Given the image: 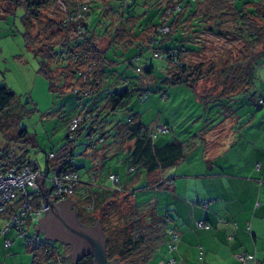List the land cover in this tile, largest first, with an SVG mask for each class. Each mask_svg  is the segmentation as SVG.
I'll list each match as a JSON object with an SVG mask.
<instances>
[{"label": "trees", "instance_id": "trees-1", "mask_svg": "<svg viewBox=\"0 0 264 264\" xmlns=\"http://www.w3.org/2000/svg\"><path fill=\"white\" fill-rule=\"evenodd\" d=\"M99 1L101 3L96 4L98 7H94L92 0H4L6 9L4 8L0 17L15 13L18 8L22 9L25 46L38 58V72L48 80L50 91L58 90L69 96L74 94L76 100L74 113L66 122V142L47 155L45 170H48V177L65 172L77 174L78 181L71 198L76 203L78 218L86 226H95L100 222L106 236V255L109 261L116 260L120 264H154L158 250L163 245L167 248L169 231L178 232L170 224V211L158 214L154 204L137 203L134 199L136 191L129 192L120 179L117 184L119 191L113 187L102 192L86 189L81 191V200L74 197L79 195L78 188L83 187L75 167L74 155L75 143L81 136L87 138L88 144L87 149L80 153L85 154L88 149H111L113 153L110 156L117 158L120 155L119 162L126 166L127 174L136 171L153 176L151 186L156 189L163 188L168 183L169 187L172 183L171 178H159L157 173L174 166L184 156L183 147L177 139L157 144L150 137L156 126L149 129L141 121L138 111L129 113L124 121L108 124L105 116L127 110V100L133 91L123 86L116 87L118 75L124 77L123 73L116 70V66L126 59L120 62L111 59L107 54L109 51L106 52L97 45L95 37L98 35L91 31L103 20L105 23L101 26L105 29L102 35L108 30L109 42L119 43L123 36L127 37L121 51L127 50L126 45L131 46L133 40H141L145 35L149 41L146 44L144 39L147 47L155 56L165 59L167 68L162 77H157L150 63L137 66L135 75L128 76L134 79L133 84L140 101L143 102L147 93L152 92L150 87L156 80L165 82L168 86L196 89L199 82L215 75L219 93L214 95L207 91L199 92L200 100L206 108L210 107L207 106L209 103H215L217 107L230 109L237 97L254 88L258 77L257 67L264 63V3L255 2L247 10L243 0H201L198 4H194L196 0H165V4L163 0H118L121 9L119 12L113 8V0ZM89 9L98 11L91 24ZM154 9L156 15L148 16ZM185 11L193 13H184ZM181 16H186L184 19L189 18L191 21L188 27ZM143 17L147 20L141 24L139 20ZM154 19L155 22L149 23ZM38 22H44V25L41 31L33 35V28ZM163 27L168 31L161 32ZM204 33L217 38L229 36L238 45V57L226 58L218 69H215V62L205 65L204 61H191L188 58L190 54L203 51V47L194 48V35ZM170 40V46H161ZM141 44L144 45V42ZM134 57L135 60H140L138 54ZM15 97L6 85H0V174H6L10 168L25 166L40 169L27 154L28 145H37L35 135L29 134L25 128H19L17 116L11 111ZM253 98L256 107H264L259 104L260 100H264L262 95ZM76 117H81V121L73 138H70L68 125ZM162 125H166L171 131L169 125ZM50 154H53V158L49 160ZM45 170H41L43 174ZM110 175L117 174L109 173L108 180ZM46 185H50L47 180ZM147 187L148 185L138 189ZM24 192L32 197L30 204L33 208L41 207L43 196L39 188H26L17 193L14 202L9 203L0 215V219H4L2 226L9 217L19 213ZM120 197L123 200L121 203ZM127 198L132 199L131 204ZM126 203V209L121 207ZM22 218L26 219L25 216ZM37 222L38 220L28 222L22 234L11 228L4 237L7 238L11 230L25 236L27 250L32 252V264H53L57 258H60L62 264H71L59 246L41 238L36 231ZM30 229L35 230V236L26 235ZM31 241L34 242L33 245L29 243ZM79 264H92V257H84Z\"/></svg>", "mask_w": 264, "mask_h": 264}, {"label": "rangeland", "instance_id": "rangeland-1", "mask_svg": "<svg viewBox=\"0 0 264 264\" xmlns=\"http://www.w3.org/2000/svg\"><path fill=\"white\" fill-rule=\"evenodd\" d=\"M200 1L196 0L194 4H198ZM140 2H146V0H141ZM112 6L115 10L121 11L118 0H113ZM4 8L6 9L5 2L0 0V15L3 13ZM22 12V9L18 8L15 13H7L5 16L0 17V85H6L15 94L16 97L11 105V111L17 116L19 128H25L29 134H34L37 142L35 147L28 145L27 154L31 160L38 164L41 170H45L48 153L52 150L55 151L66 142L67 118L74 113L77 105L74 94L69 96L63 95L58 90H55V92L50 91L48 80L38 72V58L25 46V30L21 20ZM156 13L155 9L151 10L148 16H154ZM148 16L145 18H148ZM146 20L143 17L139 22L142 24ZM152 22H155V19L150 20L149 23ZM104 23L102 20L97 27H101ZM43 25L44 22L36 23L35 27L33 26V35L41 31ZM207 35L208 33H204L198 37L203 38V36L207 37ZM144 39L146 44H149L146 36L143 35L138 43L133 40L131 46L126 45L128 48H126L127 50L123 48L124 51H121L123 45L120 42H112L113 47L109 48V53L107 54L111 59L119 60L118 62L126 59L123 63L116 66V70L119 72L120 70L126 71V68H129L134 76L137 66H145L150 63L155 69L157 77L164 76L167 62L162 56H155L146 44L143 46L141 43L145 42ZM171 43L170 40L161 46H170ZM204 45L202 52L192 53L188 58L194 62L204 61L205 65L215 62V69H218L226 61V58L234 59L239 55L238 45L233 43L229 36L227 38L211 36L208 40H205ZM160 53L162 52L160 51ZM136 54L140 57L139 61L135 60L134 56ZM257 76L254 88L249 93L237 97L230 106L239 107V109L253 107L254 111H256L255 114L264 112V107L258 110L253 98L264 94V63L257 67ZM133 80L132 78H124L118 75L116 87L129 88L133 91V94L127 100V110H119L116 114L105 116L109 125L113 122L126 120L129 113L137 112L139 107H141L144 112L141 115L142 121L149 129L152 130L154 126L168 122L171 131L160 135H165L162 138L165 137L166 140L171 141L174 138L191 140L192 138L187 139L188 135L184 129L190 130V135L198 134L199 132L204 134L210 130L212 131L225 120L226 114L223 112V107H217L215 103H209L207 106L210 107L206 108V105L200 100L199 94L203 93L202 91H207L214 95L219 93L220 88L216 84L215 75L209 76L206 81L199 82L196 89L186 86H168L165 82L156 80L150 87L152 92L146 95L151 101L148 103H146L147 97L143 102L140 101ZM166 93L167 95L165 96ZM237 99L239 101H236ZM149 103H151V107L147 108L146 106ZM244 116L246 117L237 120L241 126L248 124L249 121L247 120L249 114ZM261 116H258L255 124L262 122ZM235 130L237 129L235 128ZM87 144L88 140L84 136H81L75 143V167L80 177L79 181L83 186L78 188V197L74 196L77 200H81V191L83 192V190L90 189L94 192H102L103 190L107 191V188H112V184L107 178L111 171L120 172L122 175L121 167L117 165L115 157L111 156L106 161H101L97 157L99 150L88 149L89 151L87 150L85 154L80 153L87 149ZM189 156L194 159L197 157V152L192 151ZM160 175L161 172L159 171L157 177ZM146 185H148L147 188L135 189L136 195L134 199L137 203L147 204L152 201L155 203V199L158 200L157 192L163 191L161 190L162 188L156 190L147 179L143 180L138 188ZM131 192H134V189ZM121 197L119 203L123 201ZM127 199L131 204L132 199ZM160 200L163 201L164 198L161 197ZM121 207L126 209L125 207H128V205L127 203L126 205L122 204ZM2 222L3 220L0 219V228ZM26 235L35 236L36 232L34 229H30ZM39 235L44 238V235ZM4 239V236H0V264H32V252L27 250L25 236H20L15 230H11L7 234V239L12 241V246L8 249L4 247ZM53 243L62 249L61 243ZM148 264L153 263L149 262Z\"/></svg>", "mask_w": 264, "mask_h": 264}, {"label": "crops", "instance_id": "crops-1", "mask_svg": "<svg viewBox=\"0 0 264 264\" xmlns=\"http://www.w3.org/2000/svg\"><path fill=\"white\" fill-rule=\"evenodd\" d=\"M93 1L94 5H91L94 7L101 3L99 0ZM257 1L243 0V3H246L244 6L249 10ZM163 2L165 4V0ZM260 2L264 3V0H259L258 3ZM203 10L205 12V9ZM97 12L89 9L90 24ZM185 17L181 16V19ZM184 21L188 27L191 21L189 18ZM104 29L102 26L96 27L91 33L98 35L95 37L97 45L108 51L113 44L109 42L108 30L102 35ZM210 37L207 35L199 38L195 34L194 48H204L205 40ZM126 38L123 36L120 42L122 45L125 44ZM126 69L120 70L124 78L132 75V71ZM148 102H151L149 97L146 103ZM146 107L150 108L151 103ZM238 109L239 107L224 108L225 120L212 131L190 135V130L184 129L188 135L187 139L192 138L191 140L174 138L183 147V159L174 166L160 171L161 178H171L172 183L169 187H167L169 183L164 186L161 189L163 191L157 192L156 204L154 201L150 203L156 206L158 214L170 211L172 218L170 224L179 232L180 240L172 254H169L163 245L155 262L160 257L167 256L173 257L181 264H239L237 256L240 254H254L256 261L252 264H260L264 259V112L255 114L253 107ZM138 113L142 121L141 115L144 112L141 107ZM245 114H249L247 117L249 121L248 124L241 126L237 120L245 118ZM260 115L262 122L255 124ZM162 124L169 125L167 121ZM162 136L165 135L159 134L155 139L159 145L169 142ZM192 151L197 152L194 159L189 156ZM112 153L111 149L109 151L103 149L97 154L98 160L102 161L104 158L107 160ZM117 158L114 159L117 165H120L122 175L120 172L111 173L119 176L120 182L129 192L133 189L136 191L135 189H138L145 179L153 183V176L145 172L135 171L127 174L126 166L119 162L120 155ZM161 197L164 198L163 201L160 200ZM204 202H208L207 207L202 206ZM2 220L4 222V219ZM197 221H204L209 228L196 227Z\"/></svg>", "mask_w": 264, "mask_h": 264}, {"label": "built area", "instance_id": "built-area-1", "mask_svg": "<svg viewBox=\"0 0 264 264\" xmlns=\"http://www.w3.org/2000/svg\"><path fill=\"white\" fill-rule=\"evenodd\" d=\"M168 29L163 27L161 32H167ZM260 105L264 106V100L259 101ZM83 116V115H82ZM81 121V117L73 118L68 125L69 137L73 138L74 132L79 126ZM169 133V128L166 125L158 124L155 127V130L150 133V137L154 140L159 134ZM102 141V140H101ZM53 154L48 156V159H52ZM43 172L37 168L34 169L32 166H25L21 168H10L6 174H0V215L3 214L7 205L17 197L18 192H23L26 188L35 189L38 187V183L36 180V176L42 177ZM48 177V176H47ZM49 185V198L53 200L54 203L60 202L61 200H65L67 198H71L74 195V187L77 184L78 176L74 172H65L60 175L54 174L48 178H46ZM109 180L112 184L113 188L117 187L119 182V177L117 175H110ZM24 199L23 203L19 209V213L15 214L6 221V223L0 228V236H5L9 229L14 228L21 234L26 229V225L28 222L32 223L34 221L39 220L45 214L44 211L48 209V204H44L42 201L41 207L36 209L33 208L30 204L32 197L23 193ZM203 207L208 206V202H204L202 204ZM23 216L26 217L22 218ZM196 227L198 228H206L209 226L205 224L203 221H197ZM180 240V235L178 232L174 230L169 231V241L167 243V252L172 254L177 249V244ZM31 245L34 244L33 241L29 242ZM12 245V241L10 239L5 238L4 247L10 248ZM239 264H252L256 261V257L254 254H240L237 256ZM42 264V263H39ZM53 264H62L60 258H57ZM154 264H181L177 263V261L173 257H160L157 262ZM260 264H264V259L260 261Z\"/></svg>", "mask_w": 264, "mask_h": 264}, {"label": "water", "instance_id": "water-1", "mask_svg": "<svg viewBox=\"0 0 264 264\" xmlns=\"http://www.w3.org/2000/svg\"><path fill=\"white\" fill-rule=\"evenodd\" d=\"M47 176V169L42 177L36 176L43 203L48 204V209L36 224V231L44 235L47 241L73 244L80 252L79 257H92V264H120L116 260L107 259L106 236L100 222L93 227L82 226L73 210L76 205L73 199L67 198L65 201L54 203L49 198L51 187L46 185ZM71 263L76 264L77 261Z\"/></svg>", "mask_w": 264, "mask_h": 264}, {"label": "flooded vegetation", "instance_id": "flooded-vegetation-1", "mask_svg": "<svg viewBox=\"0 0 264 264\" xmlns=\"http://www.w3.org/2000/svg\"><path fill=\"white\" fill-rule=\"evenodd\" d=\"M72 199V198H71ZM65 200H67V199H65ZM64 200V201H65ZM73 210L75 211V213H76V216H77V220H78V222L82 225V226H85V227H93V226H86V225H84V224H82L81 222H80V220H79V218H78V214H77V211H76V205L73 207ZM58 243H60V242H58ZM61 245H62V250H63V252H64V254L66 255V257L67 258H69V261L70 262H75V261H77V263L76 264H79L80 263V261L82 260V259H84V257H79L80 256V252H79V250H76V248L74 247V245L73 244H70V243H67V244H65V243H61ZM78 258V260H76ZM72 264V263H71Z\"/></svg>", "mask_w": 264, "mask_h": 264}]
</instances>
